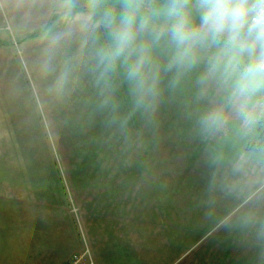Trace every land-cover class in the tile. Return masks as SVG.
<instances>
[{
  "label": "clouds",
  "instance_id": "1",
  "mask_svg": "<svg viewBox=\"0 0 264 264\" xmlns=\"http://www.w3.org/2000/svg\"><path fill=\"white\" fill-rule=\"evenodd\" d=\"M0 16L51 101L88 89L126 125L179 95L218 158L264 169L245 150L264 133V0H0Z\"/></svg>",
  "mask_w": 264,
  "mask_h": 264
},
{
  "label": "rangeland",
  "instance_id": "2",
  "mask_svg": "<svg viewBox=\"0 0 264 264\" xmlns=\"http://www.w3.org/2000/svg\"><path fill=\"white\" fill-rule=\"evenodd\" d=\"M19 45L0 38V169L5 170L0 179L10 178V169L21 179L28 166H50L48 173L69 196L79 189L92 194L93 186L109 180L145 181V189L160 194L255 195L240 212L245 218L264 215V190L255 192L260 183L252 190L242 187L253 174L250 163L231 148L218 158L219 152L195 131L183 97L167 98L151 117L137 113L122 125L98 107L88 89L62 103L47 98L34 75L33 53ZM128 110L125 102L121 111ZM260 140L261 135L245 150L258 153L264 146L252 145ZM73 230L81 232L80 225ZM237 233L219 237L232 250L264 252L263 227Z\"/></svg>",
  "mask_w": 264,
  "mask_h": 264
},
{
  "label": "crops",
  "instance_id": "3",
  "mask_svg": "<svg viewBox=\"0 0 264 264\" xmlns=\"http://www.w3.org/2000/svg\"><path fill=\"white\" fill-rule=\"evenodd\" d=\"M250 164L243 190L262 191L264 169ZM49 169L0 179V264H65L85 250L95 264H264V252L219 237L264 228L263 213L240 212L255 195L160 194L149 182L109 180L69 196Z\"/></svg>",
  "mask_w": 264,
  "mask_h": 264
},
{
  "label": "built area",
  "instance_id": "4",
  "mask_svg": "<svg viewBox=\"0 0 264 264\" xmlns=\"http://www.w3.org/2000/svg\"><path fill=\"white\" fill-rule=\"evenodd\" d=\"M65 264H95L90 256L89 250H85L82 253L75 254L71 260Z\"/></svg>",
  "mask_w": 264,
  "mask_h": 264
},
{
  "label": "trees",
  "instance_id": "5",
  "mask_svg": "<svg viewBox=\"0 0 264 264\" xmlns=\"http://www.w3.org/2000/svg\"><path fill=\"white\" fill-rule=\"evenodd\" d=\"M253 147H263L264 146V133H261V140L259 141V143L258 144H253L252 145Z\"/></svg>",
  "mask_w": 264,
  "mask_h": 264
}]
</instances>
